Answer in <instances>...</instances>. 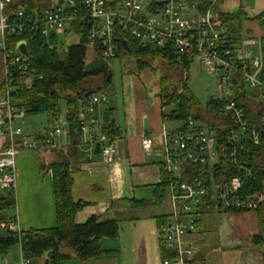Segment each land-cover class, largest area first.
<instances>
[{"label":"built area","instance_id":"built-area-1","mask_svg":"<svg viewBox=\"0 0 264 264\" xmlns=\"http://www.w3.org/2000/svg\"><path fill=\"white\" fill-rule=\"evenodd\" d=\"M47 6L30 11L22 0H0V133L8 139L0 153V189L17 186L16 162L23 152L61 150L68 138L65 117L38 142L24 134V110L16 109L14 97L41 79L27 57L6 47L5 35L24 36L28 30L47 39L50 49L63 47L58 37H80L104 62L114 60L128 37L142 47L158 48L173 54L175 66L183 73L177 84L182 92L188 77L185 67L200 60L203 69L217 75V104L212 117H189L173 130L160 131V165L169 176L172 211L160 227V240L169 256L163 264L193 261L197 245L199 215L216 207L226 212H255L264 206V182L259 190L247 184L253 176L251 164H264V45L261 38L246 34L234 44L230 31L220 26L225 2L220 0H46ZM52 41H55L53 44ZM23 42V41H22ZM78 42V43H80ZM21 43V42H20ZM87 98L79 113V145L90 158L100 145L106 163L115 160V140L106 134L113 124L95 112L109 100L104 91ZM207 103V104H208ZM249 106V111L246 106ZM214 117V118H213ZM154 138L145 136L142 148L154 152ZM192 170L197 175L189 174ZM197 170V171H196ZM208 209H205V208ZM1 230L24 232L16 223H0ZM21 248L19 247V250ZM171 256V257H170ZM19 264H30L22 256Z\"/></svg>","mask_w":264,"mask_h":264},{"label":"crops","instance_id":"crops-1","mask_svg":"<svg viewBox=\"0 0 264 264\" xmlns=\"http://www.w3.org/2000/svg\"><path fill=\"white\" fill-rule=\"evenodd\" d=\"M244 29L250 34L252 33L251 35L254 37H264V31L260 29L256 21L246 22ZM173 68H176L177 71H174L172 75L180 77V70L176 66ZM176 72L179 73L176 74ZM1 80L0 55V88ZM130 84L128 83L127 88L123 91L121 102L111 101L109 97L108 102L102 104L95 112L96 118L103 116L113 120L114 130L117 134L114 162L106 163L103 161L101 153H97V151L89 158L85 152L86 147L79 144L77 155L71 154L68 158L74 180L72 189L74 200L86 204L75 217L77 224H84L94 216L102 220L114 219L119 222L122 219L124 221L128 219L134 223L150 220L155 222L160 229L159 217H166L172 211L170 189L161 206L149 205V207L133 208L128 203L129 201H155V189L163 180L160 165L162 151L160 131L163 127L173 130L180 126L175 123H181L170 118L174 105L164 104V99L161 96V83L159 85L162 99H149L147 91L139 81H136L133 88ZM168 110L170 111L168 112ZM52 127L53 125L51 127L49 125L43 131L35 132L32 138L44 135L46 130H51ZM146 135L154 138V152L151 155L145 154L142 148V139ZM26 136L28 137V134ZM81 136L80 140L82 141L85 136L87 137L83 134ZM6 141V137L0 133V153L5 150ZM69 142V137L63 139L64 147L61 149L65 150ZM56 158L57 154L54 151L47 150L23 152L17 159L16 224L25 232L47 230L57 226L54 180L49 168ZM3 194L4 191L0 189V195ZM166 204L170 210L162 212ZM206 213L207 210L203 212L204 215ZM201 215H199L201 221V225L198 227L199 231L192 236L195 244L197 238L199 239L202 234ZM217 215L216 221L221 224L219 230L216 229L218 231V246L216 248L219 253L218 264H264V257L253 242L254 236L261 232L257 214L255 212H217ZM199 240L201 241V239ZM159 243L162 246L160 239ZM102 247L111 253L87 261L72 258L58 264H123L119 238L103 239ZM15 249L13 252L9 251L6 257H0V264H19L21 252L19 248ZM199 253L200 246L197 245L192 264L203 262L199 258ZM47 260L48 256L45 255L38 259L36 264H46Z\"/></svg>","mask_w":264,"mask_h":264},{"label":"trees","instance_id":"trees-1","mask_svg":"<svg viewBox=\"0 0 264 264\" xmlns=\"http://www.w3.org/2000/svg\"><path fill=\"white\" fill-rule=\"evenodd\" d=\"M222 3L223 0H220ZM30 11L37 8L46 7V0H22ZM220 26H227L230 31L234 44H240L246 34L251 35L244 29V25L249 21H256L260 29L264 31V11L256 14L254 18L250 17L243 9L238 12L223 14ZM6 47L8 50H15L17 44L25 42L27 44V53L29 54L30 67L36 70L41 79H35L30 89H24L14 97L15 108L24 110L26 117H32L37 114H47L48 123L55 125L61 117H65L69 125V145L63 150L52 149L57 154L56 160L50 164L54 180L55 208L57 226L47 230H36L24 232L22 241L8 231L7 238L1 235L0 229V257H6L13 248H21L22 256L30 261V264H36L37 260L47 255L46 264H58L66 260L75 258L79 261H87L96 257L106 256L111 251H106L102 247L103 239H118L120 236V222L114 219L102 220L98 217H92L84 224H77L75 217L77 213L86 205L82 201H75L72 193L74 180L72 179L71 165L69 156L77 155L78 144L81 139V122H79V113L84 108L86 102L85 96L89 91L99 92L96 84L98 81L112 83L113 78L107 64L99 59L96 52L90 54L86 41L72 44L67 52L62 54L61 46L50 49L47 39L43 36L28 30L24 36L5 35ZM127 46L120 45V52L125 56H132L136 59L137 68L142 71L143 61L153 60L157 56L161 57L169 67H174L173 54L164 52L158 48L141 47L137 40L128 37ZM264 45V37L261 38ZM55 44V41H52ZM56 45V44H55ZM190 64H187V79L184 90L180 92L177 86L172 92L161 83V96L165 105H174V110L170 115L171 119L185 123L189 117L196 119H207L212 117V113L219 103H208L206 111L203 112L202 104L196 99L188 88L190 80ZM180 76H184L180 71ZM65 102L67 112L64 114L60 103ZM249 111V106L245 105ZM214 118V117H213ZM44 135H38L35 140L38 142L46 141L48 132ZM106 134L116 139L114 124L106 130ZM6 145L8 139L6 138ZM253 176L247 181L246 186H252L253 190H259L264 182V164H251ZM162 169V167H161ZM197 171V170H196ZM189 174L197 175L190 170ZM162 183L156 187L155 201H132L128 202L136 208L149 207V205H163V202L169 191V176L162 170ZM17 198L15 191L6 190L0 195V223L11 221L16 223V204ZM205 209H208L207 207ZM220 213H234L218 210ZM255 213L258 216L259 228L261 232L253 238L254 246L264 257V206L258 208ZM203 214V213H202ZM167 217H159L158 223L161 227ZM198 220L197 226L201 225ZM171 257V256H170ZM187 264H192V261Z\"/></svg>","mask_w":264,"mask_h":264},{"label":"rangeland","instance_id":"rangeland-1","mask_svg":"<svg viewBox=\"0 0 264 264\" xmlns=\"http://www.w3.org/2000/svg\"><path fill=\"white\" fill-rule=\"evenodd\" d=\"M223 2H225V11L238 12L240 9H243L252 18H254L256 14L264 11V0H223ZM249 22H255V20ZM58 38L63 43L61 49L62 54L66 53L68 47L72 44L80 42V37L77 36ZM89 51L90 54H92L93 50L89 48ZM105 63L112 74L113 82L104 83L103 81H98L96 87L100 91L107 92L111 101L115 100L121 102L123 99V91L127 88L128 83H131L130 85L133 88L136 81H139L145 88L149 99H162L160 97V83H163V85L172 92L175 84L183 79L182 76L176 77L172 75L177 69L166 65L163 59L159 56L153 60L147 59L143 61V64L141 65L143 69L141 72L137 69L136 59L132 56H125L122 52H119L114 60ZM178 73L176 72V74ZM189 75L190 80L188 82V88L202 104V110L205 112L208 101L215 97V95H220L219 88H217V75L215 73H209L207 70L203 69L200 60L192 62ZM60 105L65 114L67 112L65 102H61ZM169 111L170 110H168V112ZM205 120H207L206 117ZM15 124L21 125L24 134H28V138L31 139L35 132L43 131L44 128L50 125L48 123L47 114H37L32 117H26L24 124L19 120L16 121ZM175 124L178 126L181 125V123ZM169 210L170 208L168 204H166L163 207L162 212H168ZM217 212L218 209L213 206L207 210L205 215L203 214L204 216H200L203 220V226L201 229L202 234L199 238L201 241L197 238L196 244L200 246L199 258L203 260L201 264L219 263V253L216 248L218 246L217 230H219L221 224L219 221H216L218 219ZM120 228L119 243L121 248V261L123 264H163L168 252L165 251V248L159 243L161 232H159L160 229L155 222L149 220L141 223H134L128 219L125 221L122 219L120 222ZM13 249L10 251L13 252L16 250L15 248Z\"/></svg>","mask_w":264,"mask_h":264},{"label":"water","instance_id":"water-1","mask_svg":"<svg viewBox=\"0 0 264 264\" xmlns=\"http://www.w3.org/2000/svg\"><path fill=\"white\" fill-rule=\"evenodd\" d=\"M122 46L123 47H126V43L123 42L122 43ZM17 52L22 54L23 56L27 57L28 56V53H27V44L25 42H21L18 44L17 46ZM95 91H89L87 92V95L85 96V98L87 99L88 97H90L91 95L95 94L94 93ZM96 149H97V153H101V149H100V145H97L96 146ZM1 235L4 237V238H7V235H8V230H3L1 232Z\"/></svg>","mask_w":264,"mask_h":264}]
</instances>
